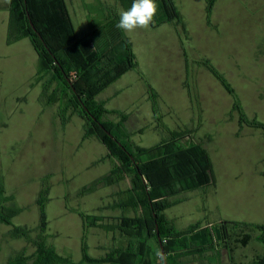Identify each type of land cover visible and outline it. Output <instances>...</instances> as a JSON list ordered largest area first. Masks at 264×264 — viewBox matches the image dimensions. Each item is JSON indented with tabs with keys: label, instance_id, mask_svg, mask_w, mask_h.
Masks as SVG:
<instances>
[{
	"label": "rangeland",
	"instance_id": "1",
	"mask_svg": "<svg viewBox=\"0 0 264 264\" xmlns=\"http://www.w3.org/2000/svg\"><path fill=\"white\" fill-rule=\"evenodd\" d=\"M207 1L175 0L186 33L182 26L166 23L126 34L139 68L100 96L109 109L130 113L128 128L138 145L155 147L170 137V131L191 129L192 141L210 152L216 185L174 197L182 202L166 212L180 230L202 223L214 231V224L228 220L221 217L223 208L239 222L264 224V179L259 176V171L264 172V132L240 125L235 97L203 64L209 60L231 85L248 119L264 123V0H216L210 21ZM67 2L78 32L85 36H90L94 17L85 4L101 2L112 12L124 10L119 0ZM94 9L91 6L90 12ZM5 14H0V179L22 212L11 225L0 221V264H9L18 255L30 264L35 260L36 246L9 233L13 226L39 225L38 199L47 186L48 244L78 262L86 233L90 256L104 255L108 250L98 246L111 247V237L102 230H85L80 214L70 212L69 207L108 216L123 212L101 209L117 199L111 196V186L80 194L112 169L113 160L106 157V147L96 138L84 139L81 117L66 121L60 104L42 101L38 55L28 38L14 45L5 42ZM150 89L156 92L154 99ZM230 232L235 262L250 264L264 255L260 230L246 229L252 235L247 246L235 241L243 232ZM223 250L221 259L226 263ZM183 261L215 264L205 259Z\"/></svg>",
	"mask_w": 264,
	"mask_h": 264
},
{
	"label": "trees",
	"instance_id": "2",
	"mask_svg": "<svg viewBox=\"0 0 264 264\" xmlns=\"http://www.w3.org/2000/svg\"><path fill=\"white\" fill-rule=\"evenodd\" d=\"M9 1L8 43L27 38L31 40L39 59L37 78L43 83L42 101L60 104V113L66 121L74 116L81 117L84 120V139L96 138L106 147V157L113 160L112 169L85 186L80 194L86 195L99 187L111 186L114 189L111 196L117 199L101 209H113L112 214L117 213L116 209L123 211L108 216L88 214L69 207L71 212L80 214L85 230H102L112 242L103 257L95 258L88 253L84 233L83 256L76 262L48 244L46 203L49 187H45L38 199L39 225L35 228L13 226L9 233L14 239H25L36 246V257L31 264H161L157 256V252L162 253L161 244L167 264L204 260L210 253H214L213 257L205 260L215 264H239L232 256L235 247L230 231L243 232L235 241L247 246L252 240V235L246 232L249 227L261 231L258 239L264 245V224L226 220L219 225L214 224V234L211 227H203L202 223L180 230L168 218L167 210L182 202L174 197L216 185L213 161L204 145L192 141L191 129L169 130L170 137L155 147L138 145L128 128L130 113L109 109L107 101L100 99L101 94L126 73L139 68L130 38L116 27L119 23L116 11L112 12L101 2L85 4L89 14L94 15L90 36H85L78 32L67 0ZM215 1H207L209 21ZM119 2L124 10H128L133 0ZM156 3L158 12L151 26L174 23L182 26L186 33V25L175 0H156ZM91 6L95 8L93 13L90 12ZM203 64L235 97L234 110L241 116L240 125L246 123L264 132V123L255 118L248 119L234 89L210 61L205 60ZM155 94L154 89L149 90L152 99ZM124 183V187L115 190L114 187ZM183 199L186 200L184 196ZM21 212L22 209L15 205V197L7 194L0 179V221L11 225ZM35 231L38 232L36 237L33 236ZM221 249L228 252L226 263L221 259ZM9 264L30 263L27 258L18 255ZM250 264H264V255Z\"/></svg>",
	"mask_w": 264,
	"mask_h": 264
},
{
	"label": "clouds",
	"instance_id": "3",
	"mask_svg": "<svg viewBox=\"0 0 264 264\" xmlns=\"http://www.w3.org/2000/svg\"><path fill=\"white\" fill-rule=\"evenodd\" d=\"M157 12L156 0H133L130 9L119 11V23L116 27L126 34H132L138 29L147 30L154 23ZM157 256L163 264L166 259L164 254L157 252Z\"/></svg>",
	"mask_w": 264,
	"mask_h": 264
},
{
	"label": "crops",
	"instance_id": "4",
	"mask_svg": "<svg viewBox=\"0 0 264 264\" xmlns=\"http://www.w3.org/2000/svg\"><path fill=\"white\" fill-rule=\"evenodd\" d=\"M9 4H10V1L9 0H0V14L2 13V12H6V14H5V16L3 17V18H6V15H7V21H6V19H5V28H6V26H7V30H6V33L4 34L5 35V42L8 44V45H14V44H16V43H18V42H15V43H13V44H9L8 43V27H9V18H10V11H9ZM7 13H9V15L7 14ZM1 16V15H0ZM20 41H22V40H20ZM107 155V154H106ZM259 176L261 177V178H263L264 179V172L263 171H259ZM264 181V180H263ZM215 207H216V205H215ZM215 207H213V208H215ZM71 212V211H70ZM221 217H225L226 219H228V221H237L238 219H236L235 217H231L229 214H228V209H222V212H221ZM83 221V220H82ZM95 230H98V231H101V230H99V229H95ZM105 245H100L99 244V246H98V249H101V250H106V248L104 247ZM224 251V255H223V259H225L226 261H228V252H227V250L226 249H224L223 250ZM216 253H218L217 252V250L215 251ZM212 254H214V253H212ZM212 254L210 253L209 254V256L208 257H206L205 259H210L211 257H213L212 256ZM221 254H222V252H221ZM105 255V254H104ZM104 255H100V256H98V257H95V258H101V257H103Z\"/></svg>",
	"mask_w": 264,
	"mask_h": 264
},
{
	"label": "water",
	"instance_id": "5",
	"mask_svg": "<svg viewBox=\"0 0 264 264\" xmlns=\"http://www.w3.org/2000/svg\"><path fill=\"white\" fill-rule=\"evenodd\" d=\"M108 134L114 138L116 140V138L111 134V132L108 131ZM161 249H162V253L164 254V256L166 257V253H165V249L164 246L161 244ZM164 264H167V260L165 259Z\"/></svg>",
	"mask_w": 264,
	"mask_h": 264
}]
</instances>
